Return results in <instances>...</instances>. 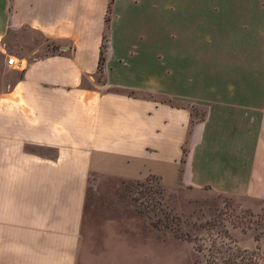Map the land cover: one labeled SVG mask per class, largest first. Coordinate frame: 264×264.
<instances>
[{"label": "crops", "instance_id": "obj_1", "mask_svg": "<svg viewBox=\"0 0 264 264\" xmlns=\"http://www.w3.org/2000/svg\"><path fill=\"white\" fill-rule=\"evenodd\" d=\"M96 177L264 201L263 0H0V264H78Z\"/></svg>", "mask_w": 264, "mask_h": 264}, {"label": "rangeland", "instance_id": "obj_2", "mask_svg": "<svg viewBox=\"0 0 264 264\" xmlns=\"http://www.w3.org/2000/svg\"><path fill=\"white\" fill-rule=\"evenodd\" d=\"M145 96L172 102L155 92ZM242 250L264 264V201L167 187L152 177L88 182L78 264H244L249 256Z\"/></svg>", "mask_w": 264, "mask_h": 264}, {"label": "trees", "instance_id": "obj_3", "mask_svg": "<svg viewBox=\"0 0 264 264\" xmlns=\"http://www.w3.org/2000/svg\"><path fill=\"white\" fill-rule=\"evenodd\" d=\"M111 0H109V4H110ZM264 2V0H263ZM106 36H107V19L105 20V29H104V34H103V38H102V42L104 40H106ZM103 43L101 44V47H100V51H99V62H98V71L101 70V66H102V63H103V60H104V52H103ZM182 153H184V150L182 149ZM180 163H183V158H181L180 160ZM254 240L257 241L258 240V237L255 236L254 237ZM236 250V248H235ZM196 251H199V247L198 249H196ZM238 252V251H237ZM240 252H243L246 256L248 255L249 258L247 259V263H244V264H256V259L255 257H251L254 253L253 252H248V251H245V250H242ZM220 264H236L234 263L233 261H230L229 259H226V260H223ZM241 264V263H239Z\"/></svg>", "mask_w": 264, "mask_h": 264}, {"label": "built area", "instance_id": "obj_4", "mask_svg": "<svg viewBox=\"0 0 264 264\" xmlns=\"http://www.w3.org/2000/svg\"><path fill=\"white\" fill-rule=\"evenodd\" d=\"M16 64L13 57H7L6 58V65L9 67H13Z\"/></svg>", "mask_w": 264, "mask_h": 264}]
</instances>
